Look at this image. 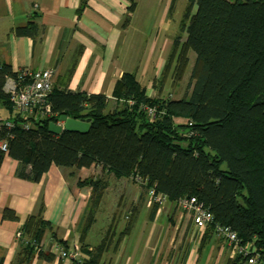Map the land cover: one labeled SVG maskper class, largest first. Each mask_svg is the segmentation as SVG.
I'll list each match as a JSON object with an SVG mask.
<instances>
[{
  "label": "trees",
  "instance_id": "16d2710c",
  "mask_svg": "<svg viewBox=\"0 0 264 264\" xmlns=\"http://www.w3.org/2000/svg\"><path fill=\"white\" fill-rule=\"evenodd\" d=\"M196 9L191 13L192 6ZM134 2L123 18L127 23ZM180 29L185 39H173L164 65L153 86L161 89L170 78L181 80L194 52L187 89L179 98L148 97L134 73L125 72L111 85L117 106L108 110V97L59 89L53 84L48 117L32 113L23 118L14 111L4 91L7 77L16 78L7 65H0V165L5 156L18 162L20 178L38 182L51 165L60 169L99 166L98 175L78 179V186L90 188L89 203L80 230V241L95 221V214L107 188V176L142 179L138 186L153 188L166 200L194 196L208 207L214 220L230 226L243 241H251L264 254V0H188ZM19 36H31L35 27L15 29ZM155 108L148 121L140 106ZM61 115L88 118L86 132L48 131V123ZM184 123H176L174 118ZM25 121L31 122L24 128ZM188 121V122H186ZM156 208L155 204H152ZM42 206L22 224L19 256L14 264H29L34 256L46 261L53 254L38 244L51 224L43 219ZM3 219L16 220L10 209ZM117 241L129 233L134 210L127 215ZM212 233L206 228V238ZM53 235V234H52ZM103 241L91 250L80 247L87 260L75 264H97ZM81 254V253H80ZM236 255L227 264H242Z\"/></svg>",
  "mask_w": 264,
  "mask_h": 264
},
{
  "label": "crops",
  "instance_id": "0c3cea01",
  "mask_svg": "<svg viewBox=\"0 0 264 264\" xmlns=\"http://www.w3.org/2000/svg\"><path fill=\"white\" fill-rule=\"evenodd\" d=\"M158 1L161 2L159 15L154 11ZM132 2L133 11L125 23L123 18ZM173 2L0 0V65L9 66L13 72L22 68L51 69L54 85L59 89L106 95L108 110L117 106L110 95L111 85L125 72L134 73L148 97L179 98L165 86L160 90L153 86L171 47V39L162 35L166 29L159 30L161 24L156 29V21L158 16V22L166 19ZM29 23L35 27L33 35L16 34V28ZM143 27L148 31L141 49L135 32L139 34L138 30ZM174 121L185 122L179 117ZM17 167L18 162L8 156L0 165V264H14L20 252L16 231L41 206L43 219L52 228L45 231L38 248L53 254L54 258L46 261L34 256L29 264H75L52 252V240L63 250H78L83 260L87 257L80 249L82 245L91 250L103 241L104 251L97 264H227L236 256L231 255L224 241L211 234L206 238L207 227L195 228L191 217L175 203L165 200L156 208L149 205L141 189H131L129 194L120 191L116 204L109 205L106 212V223L110 222L107 231L101 235L92 231L94 221L81 242L80 230L90 188L78 186L77 181L97 175L94 171H100V167L60 169L51 165L38 182L20 178ZM114 181L118 184L123 178ZM108 192L106 188L101 204L105 203ZM3 209L12 210L17 219H3ZM132 210L135 222L118 242L117 235ZM121 219L123 225H120Z\"/></svg>",
  "mask_w": 264,
  "mask_h": 264
},
{
  "label": "built area",
  "instance_id": "2783aa9c",
  "mask_svg": "<svg viewBox=\"0 0 264 264\" xmlns=\"http://www.w3.org/2000/svg\"><path fill=\"white\" fill-rule=\"evenodd\" d=\"M16 75V78L7 77L4 83V91L8 94L11 108L23 118H27L32 113L39 114L40 117L53 115L49 100L54 84L53 70L22 68L16 71ZM140 109L145 113L148 121L154 119V107L142 105ZM1 123L7 126V128L12 126L10 121L0 120V125ZM30 123L29 121H25L23 127L29 128ZM54 123L58 125L63 124L59 119ZM6 149V141L1 140L0 150L6 152ZM133 179L136 183L142 182V179L137 176ZM146 195L149 205L155 204L156 206H161L166 200L165 195L156 193L153 188H149L146 191ZM175 204L180 210L186 212L191 217L195 228L201 229L211 226V235L218 240L224 241L229 247L231 255H240L245 264H264V254L256 248L253 242H243L230 226L216 222L209 208L203 206L194 196L179 198ZM15 237L17 240L27 242L22 237L21 229L16 231ZM35 245L39 247L41 242ZM51 250L59 258L78 262L81 260L78 250H63L59 248L56 240L51 241Z\"/></svg>",
  "mask_w": 264,
  "mask_h": 264
},
{
  "label": "rangeland",
  "instance_id": "374dc122",
  "mask_svg": "<svg viewBox=\"0 0 264 264\" xmlns=\"http://www.w3.org/2000/svg\"><path fill=\"white\" fill-rule=\"evenodd\" d=\"M187 4H188V0H174L172 9L169 12L168 16L166 17V19H163L161 22H158L159 16L157 17L156 29H157V26L161 24L162 26L159 28V30L162 28L166 29V31L163 30L165 31V33L163 32L162 35L164 34L166 38L171 39V44L173 42V39L176 36H180L181 38L180 40L185 39L186 33H185V30L180 29V22L183 18V14H184ZM195 9H196V6L193 5L191 9V13H193ZM154 11H156L158 15L161 12V2L160 1H158L157 8L155 7ZM147 31L148 30L145 29V27H143L140 30H138L139 34L135 32L136 35L139 36V38H137V42L141 41V49L144 46L145 36H146ZM162 35L160 34L159 37H162V39H164L163 37L164 35L163 36ZM187 56H188V63L183 72L181 80H179L177 83L172 85L171 79L168 78L164 84L166 89H169L170 92H176L177 95L175 96H178V97H181L184 94L185 90L187 89L191 68L194 63L195 56L192 50H188ZM99 172L100 171H98L97 169H95L94 171V173L97 175L99 174ZM89 176H91V174ZM106 179L108 180L107 188L109 192H108V195H106L105 203L104 202L103 204L100 203L101 205L99 206V210L97 209L96 214H95V217H96L95 223L92 225L93 227L92 231L98 232L100 233V235L103 232L107 231L108 229V225L110 222L106 223L107 222L106 217L108 216V213L106 212L108 211V206L114 204L116 202V199L117 200L119 199V195L121 193L120 191H123L124 193L128 191V194H129L131 189H135V190L141 189L143 191L145 190V188L138 186L130 178H123L124 182L121 181L118 184H116V182L114 181L115 178H113L112 176H107ZM104 204H106L105 205L106 208H104ZM120 225H123L122 219L120 220ZM118 230L120 229L118 228Z\"/></svg>",
  "mask_w": 264,
  "mask_h": 264
},
{
  "label": "water",
  "instance_id": "95a60500",
  "mask_svg": "<svg viewBox=\"0 0 264 264\" xmlns=\"http://www.w3.org/2000/svg\"><path fill=\"white\" fill-rule=\"evenodd\" d=\"M59 120L62 121V125L55 124L54 122L48 123V131L53 134H59L62 130L77 131L80 133L86 132L89 126L88 118H69L66 115H61Z\"/></svg>",
  "mask_w": 264,
  "mask_h": 264
}]
</instances>
